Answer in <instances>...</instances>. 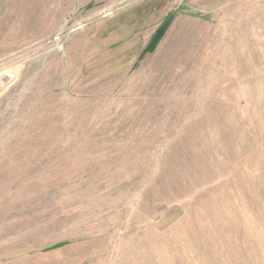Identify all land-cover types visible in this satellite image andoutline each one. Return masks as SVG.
<instances>
[{"label":"rangeland","instance_id":"rangeland-1","mask_svg":"<svg viewBox=\"0 0 264 264\" xmlns=\"http://www.w3.org/2000/svg\"><path fill=\"white\" fill-rule=\"evenodd\" d=\"M0 264H264V0H0Z\"/></svg>","mask_w":264,"mask_h":264},{"label":"trees","instance_id":"trees-1","mask_svg":"<svg viewBox=\"0 0 264 264\" xmlns=\"http://www.w3.org/2000/svg\"><path fill=\"white\" fill-rule=\"evenodd\" d=\"M168 20L164 21V23L159 27V29L155 32V34L152 36L150 42L148 45L144 48L143 53L153 51L158 43V41L162 38L164 35L167 27H168Z\"/></svg>","mask_w":264,"mask_h":264}]
</instances>
